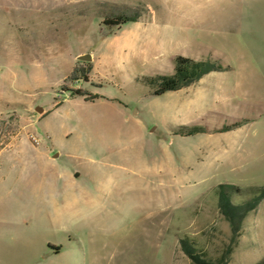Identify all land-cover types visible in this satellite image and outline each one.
<instances>
[{
  "label": "rangeland",
  "instance_id": "rangeland-1",
  "mask_svg": "<svg viewBox=\"0 0 264 264\" xmlns=\"http://www.w3.org/2000/svg\"><path fill=\"white\" fill-rule=\"evenodd\" d=\"M176 56L223 69L153 95ZM219 185L264 187V0H0V264H190L227 242ZM244 226L229 264L264 199Z\"/></svg>",
  "mask_w": 264,
  "mask_h": 264
},
{
  "label": "trees",
  "instance_id": "trees-1",
  "mask_svg": "<svg viewBox=\"0 0 264 264\" xmlns=\"http://www.w3.org/2000/svg\"><path fill=\"white\" fill-rule=\"evenodd\" d=\"M136 17H111L104 19L106 27H120L128 22H135ZM223 68L209 60L195 61L176 56L173 60V70L170 75L142 77L140 82L148 86L151 93L160 96L166 92L177 91L198 82L210 72L221 71ZM191 133H203L199 128H191ZM218 211L228 225L229 235L214 255L200 247L194 240L183 237L179 239L180 250L190 264H229L231 254L243 235L245 218L258 203L264 199V187L239 188L231 185H219L215 189ZM254 264H264V256Z\"/></svg>",
  "mask_w": 264,
  "mask_h": 264
},
{
  "label": "crops",
  "instance_id": "crops-1",
  "mask_svg": "<svg viewBox=\"0 0 264 264\" xmlns=\"http://www.w3.org/2000/svg\"><path fill=\"white\" fill-rule=\"evenodd\" d=\"M83 199H84V198H83ZM78 200H81V197H79V196H78V197L75 196V197H74V200H73V203H71L70 201H69V202H66L64 207L67 208V209H68V208H71V207H74V206L78 203Z\"/></svg>",
  "mask_w": 264,
  "mask_h": 264
},
{
  "label": "water",
  "instance_id": "water-1",
  "mask_svg": "<svg viewBox=\"0 0 264 264\" xmlns=\"http://www.w3.org/2000/svg\"><path fill=\"white\" fill-rule=\"evenodd\" d=\"M79 59H80V60H87V57H85V56H81Z\"/></svg>",
  "mask_w": 264,
  "mask_h": 264
}]
</instances>
